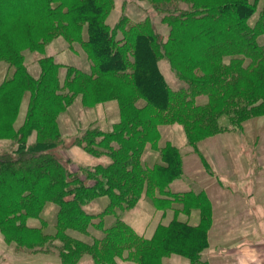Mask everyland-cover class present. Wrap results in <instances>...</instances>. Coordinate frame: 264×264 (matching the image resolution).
Returning a JSON list of instances; mask_svg holds the SVG:
<instances>
[{
    "label": "trees",
    "instance_id": "obj_1",
    "mask_svg": "<svg viewBox=\"0 0 264 264\" xmlns=\"http://www.w3.org/2000/svg\"><path fill=\"white\" fill-rule=\"evenodd\" d=\"M141 1L161 16L166 35L149 15L125 14L110 24L115 0H0V63L9 68L0 81V140L14 145L0 155V231L17 251L53 253L60 264H79L86 255L94 264H163L171 255L209 264L203 252L212 204L204 190H172L184 154L171 141L161 144L160 129L181 125L186 142L198 149L206 138L264 117V0ZM59 37L85 50L90 70L44 55L40 75H33L25 51L45 54ZM163 60L180 87L168 81ZM77 101L84 108L118 104L110 129L89 125L72 142L94 157L108 156L106 164L73 170L61 154L63 116ZM148 149L158 153L152 165L144 158ZM101 197L109 199L105 209L88 212L86 205ZM144 197L163 215L173 213L150 236L118 214ZM48 204L58 207L53 233L42 218ZM110 215L116 221L106 227ZM185 215L197 216L198 224L182 220ZM91 226L103 235L92 241L74 235Z\"/></svg>",
    "mask_w": 264,
    "mask_h": 264
},
{
    "label": "rangeland",
    "instance_id": "obj_2",
    "mask_svg": "<svg viewBox=\"0 0 264 264\" xmlns=\"http://www.w3.org/2000/svg\"><path fill=\"white\" fill-rule=\"evenodd\" d=\"M33 4V3H31ZM11 9L14 8L10 7ZM129 15L132 20L150 16L157 29L163 34L168 33L167 26L161 23L159 16L148 4L141 0H115V9L108 22L115 24L123 15ZM264 43V36L260 38ZM41 51H25L28 70L39 76L41 69L39 59L44 55L54 56L57 62L72 64L85 71L91 68L85 50L79 45L70 46L63 37L49 43ZM160 66L168 81L176 88L182 82L171 70L168 62L163 60ZM8 64L0 63V81L8 74ZM28 97L25 98L19 122L26 116ZM118 119V104L111 101L98 104L93 108H84L77 101L63 116V130L66 134V148L61 151L67 164L77 170L79 166H94L109 162L108 156L94 157L80 146H72L78 131L87 126H100L110 129ZM226 117L221 118L225 124ZM161 144L171 141L184 154V172L171 188L174 192L204 190L210 199L213 211V223L209 230L210 245L203 252V257L209 264H222V258H231L228 264H257L258 247L264 248V117L258 116L247 120L243 130L226 131L202 140L198 149L190 146L184 137L183 128L179 124L161 127ZM35 136L32 137V140ZM11 140H0V155L13 150ZM145 160L150 165L158 158V153L148 149ZM71 161V162H70ZM108 197L98 198L86 205V210L97 214L108 205ZM58 207L48 204L42 218L49 223L47 232L55 231L56 213ZM119 217L132 225L135 230L145 236H150L158 226L159 221L169 222L173 213H164L156 208L149 199L144 197L131 209L119 210ZM188 215L182 217L186 219ZM197 216L188 220L198 224ZM116 221V216L106 217V227ZM31 224H39V219H31ZM103 231L91 226L88 234L74 232V235L92 241L101 237ZM238 258V259H237ZM220 260V261H219ZM219 261V263L217 262ZM120 264H137L133 261L119 260ZM0 264H60V259L53 253H27L17 251L15 244L8 243L0 231ZM79 264H94L89 255L83 257ZM163 264H190L189 259L171 255L164 257Z\"/></svg>",
    "mask_w": 264,
    "mask_h": 264
},
{
    "label": "crops",
    "instance_id": "obj_3",
    "mask_svg": "<svg viewBox=\"0 0 264 264\" xmlns=\"http://www.w3.org/2000/svg\"><path fill=\"white\" fill-rule=\"evenodd\" d=\"M257 249H258V252H257V253H258V257L255 258L256 261L258 262L257 264H264V248H260V247H258ZM227 259H228V263H229L231 258L227 257ZM237 259H238V258H237ZM219 261H220V260H219ZM219 261H217V262L219 263ZM220 263H222V264H226V262H225V257L222 258V262H220ZM228 263H227V264H228Z\"/></svg>",
    "mask_w": 264,
    "mask_h": 264
}]
</instances>
